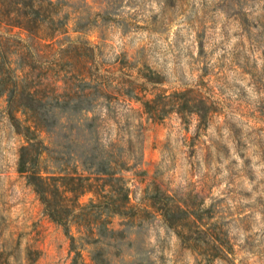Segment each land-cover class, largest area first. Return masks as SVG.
Instances as JSON below:
<instances>
[{"label":"rangeland","instance_id":"obj_1","mask_svg":"<svg viewBox=\"0 0 264 264\" xmlns=\"http://www.w3.org/2000/svg\"><path fill=\"white\" fill-rule=\"evenodd\" d=\"M86 1L95 13L104 3ZM109 10L83 35L100 45L92 55L76 54L59 71L49 68L52 58L35 57L21 84L51 108L68 103L69 116L57 129L54 110L50 133L34 128L47 145L56 143L57 164L67 160L74 172L65 153L77 147L66 142L93 148V135L112 160L128 162L119 174L128 181L135 215L113 216L110 226L125 234L104 238L99 248L78 241L81 260L96 264L92 256L99 252L102 264H264V0H118ZM78 66L100 84L91 98ZM185 89L212 106L206 125L170 103V113L155 120L131 97ZM15 115L20 128L8 96L0 97V264H72L71 240L18 172L23 130L32 123L26 112ZM86 116L83 122L97 128L78 124ZM164 200L182 202L194 220L169 226L153 206ZM72 232L81 235L75 225Z\"/></svg>","mask_w":264,"mask_h":264},{"label":"trees","instance_id":"obj_2","mask_svg":"<svg viewBox=\"0 0 264 264\" xmlns=\"http://www.w3.org/2000/svg\"><path fill=\"white\" fill-rule=\"evenodd\" d=\"M117 1L104 0L101 10L95 13L87 11L86 0H81L83 5L79 6L69 0H0V97L8 96L10 117L17 127H21L20 120L15 115L18 111L26 112L32 123V126H26L23 130L26 143L19 149L18 172L25 176L27 184L38 196L44 214L61 225L71 240V251L76 252L72 264H86L81 260L82 253L76 244L78 241L82 245L94 244L99 248L104 238L116 239L125 234V229L116 230L110 224L113 216L131 218L135 215L130 203L128 181L119 174L124 169L128 170V162L112 160L108 151L97 142L98 136L93 135L95 146L92 148L88 145L93 150L91 152L87 151L88 146H82L83 144L75 143L74 140L66 142V147H77L63 152L65 156L69 154L72 157L76 165L74 172L69 171L71 168L67 160L61 159L57 164L56 154L59 150L56 149V143L51 144L54 148L50 147L35 133V129L42 128L50 133L53 122L49 115L53 110L57 129L62 120L69 116L68 103L52 105L51 108L41 99L40 94L37 95L35 89H25L21 84L27 83L33 68L30 61L33 62L35 57L52 58L53 64L49 68L59 71L60 67L64 69L67 62L64 60H69L76 54L88 52L92 55L100 45L83 35L100 26V18L107 19L109 9ZM71 32L78 35L72 36ZM78 67L80 68L74 71L83 73L80 74L84 78L80 79L90 89L85 95L91 98L100 91V84L93 85L96 79L89 78L84 66ZM143 75L148 82H161L148 74ZM65 84L69 85L68 81ZM78 95L76 96L81 97V94ZM131 97L140 101L144 112L155 120L165 118L170 113L166 108L168 103L172 105L174 112L197 115L203 125L208 123L213 112L207 100L197 97L191 89L172 94L160 93L152 99H144L139 94ZM20 98L27 102L16 104ZM77 108L84 112L92 110V106ZM88 119L86 116L78 124L84 128H97L93 122H83ZM91 120L96 121L97 117L93 116ZM111 147L115 148L116 145ZM87 194L93 196L88 202L81 203L80 198ZM155 197L151 196L150 199ZM153 206L171 227L183 226L184 222L194 220V212L183 206L182 202L164 200L163 204ZM74 225L81 234L79 238L72 232ZM100 256L99 252L92 256L96 264H102Z\"/></svg>","mask_w":264,"mask_h":264}]
</instances>
